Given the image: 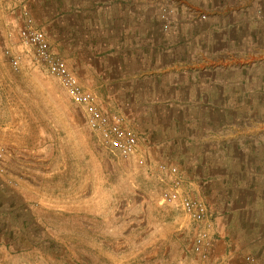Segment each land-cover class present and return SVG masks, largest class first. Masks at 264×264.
<instances>
[{"label":"crops","instance_id":"crops-1","mask_svg":"<svg viewBox=\"0 0 264 264\" xmlns=\"http://www.w3.org/2000/svg\"><path fill=\"white\" fill-rule=\"evenodd\" d=\"M20 1L50 42L63 46L68 66L94 92L124 101L129 110L140 96L175 92L180 107L172 124L162 110L152 113L148 127H141L137 111L128 121L140 133L148 132L147 140L170 142L162 148L170 159L190 161L183 165L182 190L212 198L208 218L213 239L206 264H249L240 253L245 250L257 256L255 264H264V229L249 238L253 232L239 228L246 224L252 230L264 223V207L262 217L250 212L264 200V0H256L259 12L251 9V0H241V10L216 0L217 11L202 16L200 23L180 20L168 31L162 29L157 0ZM206 48L210 57L201 59ZM241 136L246 138L237 139ZM88 192L80 193L87 212L93 199ZM94 205L100 208L98 200ZM163 206L166 218L160 230L152 231L159 242L152 252L153 257L166 255L170 264L183 257L185 244L171 248L164 242L183 241L194 223L178 204ZM0 208V221L12 217ZM252 238L257 246L247 243Z\"/></svg>","mask_w":264,"mask_h":264},{"label":"rangeland","instance_id":"rangeland-1","mask_svg":"<svg viewBox=\"0 0 264 264\" xmlns=\"http://www.w3.org/2000/svg\"><path fill=\"white\" fill-rule=\"evenodd\" d=\"M214 1L172 0L174 12L165 27L161 9L164 1L157 0L162 29L168 31L180 20L200 23L205 15L217 11ZM20 2L0 0V152L4 159L0 164V206L5 215L8 210L12 216L0 221V264H166V255L164 259L161 255L153 257L152 252L159 245L152 231L160 230V222L166 218L161 211L166 203H159L161 189L169 186V175L159 165L174 164L184 176L187 169L183 165L190 161L170 159V153L162 152L170 142L147 140L148 132L142 134L132 126L139 136L137 158L122 159L103 149L90 132L81 108L36 59L33 47L20 38L22 11L30 10ZM225 3L228 9L241 10V0ZM255 5L256 0H251V9L259 12ZM52 45L66 60L63 46ZM209 53L207 48L202 49L201 59L209 58ZM205 66L203 69H208ZM205 89L202 94L208 92ZM95 93L103 107L118 111L127 119L134 111L139 112L138 122L143 128L156 110L166 112V121L172 124L176 117L173 113L180 107L173 97L175 92L159 97L140 96L139 106L130 110L124 101L104 92ZM201 100L202 97L198 106L203 104ZM87 189L93 195L89 212L84 211L89 205L83 204L80 197ZM193 196L202 198L208 206L214 203L202 194ZM97 200L99 209L94 205ZM263 207L264 200H258L250 212L262 217ZM245 225L239 228L245 227V234L253 232L249 238L264 229V223L252 230ZM165 231L170 233L171 229ZM193 236L194 227L183 241L171 238L164 242L171 248L185 244L183 257L170 264L207 263L209 257L202 259L191 251ZM248 242L258 244L255 238ZM240 253L254 258L249 264L257 262L252 252Z\"/></svg>","mask_w":264,"mask_h":264},{"label":"built area","instance_id":"built-area-1","mask_svg":"<svg viewBox=\"0 0 264 264\" xmlns=\"http://www.w3.org/2000/svg\"><path fill=\"white\" fill-rule=\"evenodd\" d=\"M162 16L170 22L174 12L172 0H163ZM24 10V25L19 30V36L24 43L33 47L37 60L42 62L48 72L59 81L62 88L84 113L85 122L92 135L98 140L103 149L122 159L133 157L139 151V136L129 124L128 119L120 112L103 107L95 92L84 86L73 70L68 66L64 57L58 53L46 33L36 26L32 15ZM12 62L17 60L12 57ZM0 152V164L3 161ZM159 168L169 175V186L161 189V202L176 203L194 223L192 250L202 259L209 257L212 244L211 224L209 223L208 204L200 197L190 195L182 190L184 176L178 166L161 163ZM250 263L254 261L246 256Z\"/></svg>","mask_w":264,"mask_h":264},{"label":"trees","instance_id":"trees-1","mask_svg":"<svg viewBox=\"0 0 264 264\" xmlns=\"http://www.w3.org/2000/svg\"><path fill=\"white\" fill-rule=\"evenodd\" d=\"M23 203V202H22Z\"/></svg>","mask_w":264,"mask_h":264}]
</instances>
